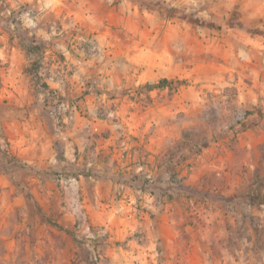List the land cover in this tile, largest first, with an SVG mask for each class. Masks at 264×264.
Instances as JSON below:
<instances>
[{
	"label": "rangeland",
	"instance_id": "374dc122",
	"mask_svg": "<svg viewBox=\"0 0 264 264\" xmlns=\"http://www.w3.org/2000/svg\"><path fill=\"white\" fill-rule=\"evenodd\" d=\"M25 44L41 52L27 55ZM11 46L27 56L24 73L33 62L40 66L25 74L34 86L39 80L35 87L45 94L41 109L48 124L62 129L50 114L61 102L40 85L79 78L80 97L104 94L118 107L123 103V116L112 114L111 104L99 111L120 137V120L127 117L138 120V129L168 131L172 175L160 182L145 174L120 177L137 194L121 209L105 180L83 169V176L94 178L90 189L98 185L97 199L64 170L53 171L54 194L35 196L28 182L20 187L9 176L21 164L4 141L0 151L9 166L3 168L6 193L0 194V264H240L238 252L232 262L211 251L203 258L197 232L212 214L242 222L246 207L264 210V173H256L264 168V151L244 146L264 143V0H0V78ZM161 79L171 83L145 88ZM53 143L58 155L61 141ZM246 156L261 164L248 179ZM178 157L185 167L203 157L219 170L230 169L233 193L225 192L227 178L217 180L213 171L194 180L176 178ZM15 186L24 188L22 197ZM143 195L180 210L181 250L175 255L165 252L159 237L146 249L149 226H159L161 218L148 211Z\"/></svg>",
	"mask_w": 264,
	"mask_h": 264
},
{
	"label": "crops",
	"instance_id": "0c3cea01",
	"mask_svg": "<svg viewBox=\"0 0 264 264\" xmlns=\"http://www.w3.org/2000/svg\"><path fill=\"white\" fill-rule=\"evenodd\" d=\"M7 51L9 56L6 61L9 66L0 78V144L8 142L11 153L21 164L9 174L14 180L22 182L20 187H24L28 182L30 192L35 196L41 195V191L45 195L54 194V186L50 184L53 180V171H71L73 178L83 182L87 194L94 195L97 199L101 196L98 185L91 189L89 187L94 178L83 176L81 173L90 172L97 175V179L105 180V189L119 195L116 207L121 209L125 204L130 206L131 200L137 194L126 185H122L120 177L131 173L145 174L160 182L172 175L167 161V154L172 148L168 131L163 127L148 128V124L152 125L150 119L146 122L149 131L146 128L138 129L135 125L138 120L127 117L120 120L125 129L124 136L120 137L115 123L103 119L99 111H107L114 105L112 114L123 116V103L118 107L119 101L116 103L114 100L110 101L104 94L90 100L80 97L82 83L79 78L46 80L48 90L53 91L64 105L60 116L62 129L59 130L53 122L48 124L41 109L42 97L45 94L40 93L23 72L27 63L24 50L18 46H11ZM63 65L68 66L66 62H63ZM147 131L145 137L138 136L139 133ZM55 139L61 141L58 155L53 143ZM244 146L264 151V143L260 145L259 141L253 146L248 142ZM2 156L0 151V194H5L6 175L3 174V168L9 165ZM193 161L189 167H185L179 163V157L175 158L174 163H179L176 178L186 177L194 180L200 174L211 175L213 171L217 180L227 178L229 188H225V192L233 193L229 186L233 176L230 169L219 170V166L203 157ZM245 164L250 168L244 174L247 179L253 177L254 169L261 167L259 162H251L250 158L247 160V156ZM259 169L257 168L256 173L262 176L264 168L260 169V172ZM118 180V183H112ZM254 180L257 179L251 181ZM42 182H46V191ZM14 191L17 197L24 194V188L20 190L15 186ZM260 193L264 194V188L260 189ZM143 199L148 211L160 215L161 218L159 226H149L150 239L146 249L152 250L153 241L159 237L165 252L167 254L169 252L170 256L175 255L181 250L180 210L172 204L157 205L154 198L148 195H143ZM243 211L246 217L242 222H235L232 218L223 222L216 214H212L205 224L199 227L197 250L203 258L211 251L217 254L219 260L232 262L233 253L238 252L240 264H264V210L252 205L250 209L246 207Z\"/></svg>",
	"mask_w": 264,
	"mask_h": 264
},
{
	"label": "trees",
	"instance_id": "16d2710c",
	"mask_svg": "<svg viewBox=\"0 0 264 264\" xmlns=\"http://www.w3.org/2000/svg\"><path fill=\"white\" fill-rule=\"evenodd\" d=\"M24 49L27 53V55H33V54H39L41 52V48L40 46L36 45V44H30V45H27L25 44L24 45ZM39 65L37 62H33L30 64L29 68L25 69V73L27 74H36V72L38 71L39 69ZM171 82L167 79H161L155 86H151V85H146L145 88H147V90H150L151 88H165L167 87ZM179 84H182L183 82H178ZM39 85V80L38 79H35V86ZM40 87L43 88V90H47V94H49L50 92L48 91V87L46 84L42 83L40 85Z\"/></svg>",
	"mask_w": 264,
	"mask_h": 264
},
{
	"label": "built area",
	"instance_id": "2783aa9c",
	"mask_svg": "<svg viewBox=\"0 0 264 264\" xmlns=\"http://www.w3.org/2000/svg\"><path fill=\"white\" fill-rule=\"evenodd\" d=\"M50 96L54 98V97H56V94L52 91ZM63 108H64V105L62 103H60V104H57L56 106H52V108L50 109V114L53 115V117L56 118L57 125H60L59 115L61 114V111L63 110ZM0 130H1V127H0ZM147 178L151 179L150 176H147Z\"/></svg>",
	"mask_w": 264,
	"mask_h": 264
}]
</instances>
